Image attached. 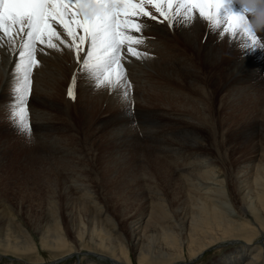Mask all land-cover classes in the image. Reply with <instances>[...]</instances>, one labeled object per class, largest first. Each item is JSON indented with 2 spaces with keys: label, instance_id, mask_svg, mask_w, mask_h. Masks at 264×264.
I'll return each instance as SVG.
<instances>
[{
  "label": "bare ground",
  "instance_id": "1",
  "mask_svg": "<svg viewBox=\"0 0 264 264\" xmlns=\"http://www.w3.org/2000/svg\"><path fill=\"white\" fill-rule=\"evenodd\" d=\"M146 8L159 17L151 5H146ZM248 16L254 25V15L248 13ZM142 19L149 27L142 34L134 32L132 35L143 38L144 42L134 47L148 55L141 59L129 55L122 61L126 75L120 84L101 83L103 76L89 71L84 65L77 71L76 53L69 47L72 38L56 25L60 39L53 42L59 50L45 48L47 55L37 53L41 64L32 74L27 101L32 109L36 133L39 132L43 139L52 130L61 131L62 135V131L68 130V127L55 125L57 114L56 118L80 119L85 123L92 120L108 122L109 130L136 137L135 147L144 141L142 137L150 138L149 147H154L153 151L165 149L171 154L174 170L192 186L188 188L189 195L172 203L167 197H162V191L150 187L149 193L154 197L150 211L134 217H131L134 214L131 211L128 217L125 216L130 218L129 241L116 235V224L109 228L101 219L102 212H90L86 223L74 227L77 245L70 242L62 227L47 230L42 233L41 244L51 252L52 258L48 262L34 264H53L74 254L86 255L88 251L106 257L112 264H135L134 253L138 264H175L181 261L193 264V260L199 259L212 247L220 251L229 245L210 264H264V124L256 122L254 125L262 140L251 139L253 156L246 160L245 166H240L243 160L237 168L225 170L226 177L219 179L222 171L212 167V154H208V151L211 153L207 134L209 126L199 117L206 114L212 104V96L217 94L218 89L210 92L213 81L219 88L220 82L223 86L238 83L236 87L243 94V103L250 101L254 106L264 103L262 95L251 96L264 81V50L244 49L242 57H235L236 47L241 48V40L245 38L230 40L227 35L221 38L219 30L210 31L207 23L199 19L189 27L174 23L172 29L167 21L160 24L146 17ZM257 33L264 38V31L257 29ZM214 40L217 47L212 43ZM84 48L86 53L87 43ZM85 53H81L82 58ZM229 56H234L230 60L232 62H229ZM16 66V54L0 48V79L7 78L15 85L9 93V97L15 98L19 76L13 71ZM74 73L75 99H70L67 91ZM212 73H221L220 80L211 79ZM6 94L1 93L0 97H6ZM41 106L49 112L39 110ZM103 113L108 116L101 118ZM137 121L141 122V127L136 125ZM244 126L240 129H246ZM220 127L218 124L216 130ZM142 130L144 136H141ZM118 140L116 138L120 143ZM50 141H44L46 152L55 156L63 149L56 147L53 150L51 146L53 152L50 151ZM59 143L60 147L62 144ZM257 158V166L253 168L251 161ZM252 169H255L254 173ZM223 182L227 190L224 184L221 185ZM87 205L82 200V208L86 212L89 210ZM20 238V242L1 239V251L7 253L15 249L25 254L38 253L39 246L28 236ZM6 253H2L0 258ZM92 259H88V264L95 263ZM82 263V256H79L74 264Z\"/></svg>",
  "mask_w": 264,
  "mask_h": 264
},
{
  "label": "rangeland",
  "instance_id": "2",
  "mask_svg": "<svg viewBox=\"0 0 264 264\" xmlns=\"http://www.w3.org/2000/svg\"><path fill=\"white\" fill-rule=\"evenodd\" d=\"M252 28L256 33L257 29L260 32L264 31V25L258 28L252 25ZM257 35L260 36L258 33ZM243 40L245 39H242L241 43H244ZM214 41L212 43L217 47V41ZM238 47L235 50L237 52L235 57H242L244 49ZM229 58V62H232L230 60L234 56ZM82 65L77 66V71L83 67ZM15 69L14 67L13 71H16ZM34 72L35 68L32 74ZM212 74L211 79L220 80L221 73ZM7 81V78L0 79V95L7 93V98L0 97V240L10 239L12 242H20L21 236H28L39 246V249L37 254H25L15 249L6 253L1 251V246L0 255L2 253L6 255L0 258V264H34L50 261L51 252L41 244L42 233L62 227V231L67 234L70 242L77 245L74 229L87 222L90 212L98 214L102 212L101 219L107 222L109 228L116 224L118 228L116 235L128 240L130 218L125 216L128 217V212L131 211V214L134 213L131 217L150 211L154 199L149 193L150 187L162 191L161 193L164 194L162 197H167L172 203L181 196L189 195L188 188L192 186L185 183L180 173L174 170V159L167 150L154 149L153 151L154 147H149L150 138L146 137H142L144 141L135 147L136 137H128V133L119 134L109 130L108 122L92 120L85 123L80 119L73 121L69 118L67 120L66 117V119L56 118L57 114L56 120H53L55 125L68 127V130L62 131L64 136L61 131L53 132L52 130L48 138L45 135L46 138L43 139L39 132L36 133L32 109L27 101L30 130L22 132L12 119L16 98L9 97V93L13 91L15 85ZM211 84L210 92L218 89L217 94L212 96L210 101L212 104L210 103L206 116L199 115V117L209 126L207 134L211 153L208 151V154H212L214 163L212 167L222 171L223 175L219 179H224L227 173L224 172L225 170L237 168L239 162L244 160V163L240 164L243 167L246 160L253 156L252 140H262V135L256 131L254 125L256 122L264 124V103H256V106L250 101L243 103V94L236 87L239 86L238 83L223 86L220 82V88L214 81ZM260 84L261 87H257L251 96L262 95L264 101V81ZM39 108L41 111L47 110L43 106ZM53 113L56 114L55 111ZM106 116L108 114L103 113L101 118ZM138 121L136 125L142 126ZM218 124L221 127L216 130ZM240 126L246 127L245 131L240 129ZM141 133V136H144V130ZM116 138L120 143H117ZM46 139L47 141L51 139L52 144L55 142L49 145V149L53 146V150L56 147L63 150L51 156L49 152H46L44 144ZM58 143L62 144V148L58 146ZM53 150L50 149L52 152ZM257 162L258 158L255 161L252 160L250 165L255 168ZM254 171L255 169H252L253 173ZM224 182L221 185L224 184L223 187L227 190ZM82 200L89 204L88 212L82 208ZM228 247L220 251L212 247L199 259L193 260V264H210ZM92 252L88 251L86 255L74 254L68 257V260L62 259L53 264H74L79 260V256H82V264H88L90 258H93L96 264H112L106 257ZM135 257L134 253V263L138 264ZM175 264L190 263L181 261Z\"/></svg>",
  "mask_w": 264,
  "mask_h": 264
},
{
  "label": "snow or ice",
  "instance_id": "3",
  "mask_svg": "<svg viewBox=\"0 0 264 264\" xmlns=\"http://www.w3.org/2000/svg\"><path fill=\"white\" fill-rule=\"evenodd\" d=\"M146 5L163 19L148 11ZM248 13L239 0H0V48L16 54L19 74L13 122L22 132L30 130L26 103L32 72L41 64L38 52L47 55L45 48L59 50L53 42L60 39L56 25L72 38L69 47L75 50L78 66L83 64L103 76L101 83L120 84L126 75L122 61L129 55L136 59L148 55L134 47L142 44L143 38L132 35L142 34L149 27L142 18L160 24L167 21L170 29L174 23L189 27L199 19L210 31L219 30L221 38L227 35L238 40L243 36L242 49L264 50V38L253 30ZM81 53H85L83 58ZM75 83L74 73L67 91L70 99H75Z\"/></svg>",
  "mask_w": 264,
  "mask_h": 264
},
{
  "label": "clouds",
  "instance_id": "4",
  "mask_svg": "<svg viewBox=\"0 0 264 264\" xmlns=\"http://www.w3.org/2000/svg\"><path fill=\"white\" fill-rule=\"evenodd\" d=\"M240 5L247 8L255 17V27L264 25V0H239ZM253 9L255 11H253Z\"/></svg>",
  "mask_w": 264,
  "mask_h": 264
}]
</instances>
